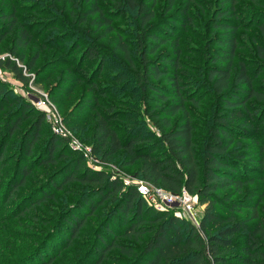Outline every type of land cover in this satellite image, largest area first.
<instances>
[{
  "label": "trees",
  "instance_id": "1",
  "mask_svg": "<svg viewBox=\"0 0 264 264\" xmlns=\"http://www.w3.org/2000/svg\"><path fill=\"white\" fill-rule=\"evenodd\" d=\"M33 1L42 4L40 13L31 6L20 7L24 8L21 12L29 9L32 16H43L44 21L19 18L12 0L0 10V70L29 89L27 74L40 54L35 52L26 62L24 53L34 37L49 34L41 48L52 50L53 44L71 62L68 66L63 59L53 62L48 72L36 74L33 84L66 66L71 79L65 81L70 84L63 87L62 83L49 94L51 100L68 97L76 84L85 85L90 95L76 115L67 116L65 125L90 146L100 162L110 163L121 155V168L137 164L135 179L175 195L185 191L204 210L198 226L174 210H156L136 186L124 185L107 164L97 169L87 165L81 153L51 132L43 112L32 101L13 95L0 81V113L8 112L0 125V173L8 160L14 162L0 208L12 201L39 169L48 170L46 181L18 201L17 209L23 208L13 219L55 201L60 192L71 198L70 207L58 214L48 213L51 219L31 216L42 227L28 225L35 233L25 237L32 243L23 261L40 257L57 243L54 255L38 263L52 264L60 250L74 248L82 239L80 244L88 249L78 264L119 261L112 256L114 252L124 258V264H264V217L258 210L264 190H252L231 201L244 187L264 182V9L240 13L243 2L261 5L256 0H220L215 14L207 19L216 49L203 51L201 64L191 68L181 62L179 46L180 34L193 24L190 5L173 11L176 0H166L157 19V0H112L111 7L98 0ZM123 18H129L126 23L136 33L135 43L125 41L117 32L115 24ZM93 27L115 35V50L129 73H105L112 67L107 54L89 39ZM251 30L261 44L256 43L257 37L250 38ZM242 33L249 34L253 47H244ZM7 39L10 48L4 49ZM165 46L171 51L160 52ZM243 50L249 52L247 57L240 56ZM103 80L106 83H99ZM120 84L126 85L119 90ZM126 91L135 100L121 102L118 95ZM208 98L212 107L205 120L206 136L197 143L196 112ZM100 100H109L111 105ZM141 101L147 105L140 112ZM89 114L94 118L92 133L84 139L81 122ZM44 125L49 134L40 142ZM251 146L256 150L253 157L246 155ZM71 184L75 189H68ZM242 211L250 215L236 216ZM97 218L96 226L82 236L91 225L88 220ZM45 227L49 229H42Z\"/></svg>",
  "mask_w": 264,
  "mask_h": 264
},
{
  "label": "rangeland",
  "instance_id": "2",
  "mask_svg": "<svg viewBox=\"0 0 264 264\" xmlns=\"http://www.w3.org/2000/svg\"><path fill=\"white\" fill-rule=\"evenodd\" d=\"M77 1H82V0H77ZM98 1L100 2L102 6H106V7L113 6L111 2L112 0H98ZM191 1H193L196 4L191 3ZM256 1L261 6L256 7V6H253L249 2H243L245 6L244 5L241 6L242 10H240V13H246L245 11H248V9L249 10L251 9L259 10V11L260 9H264V0H256ZM7 3H8V0H0V10H3ZM12 3L16 4V6L18 7L19 18H23V19L27 18V19H30L31 21H44L46 19L43 16H38V15L32 16L29 13L30 6L32 7V9H35L37 13H40V10H41L40 7L42 5L41 3L38 6L33 0H12ZM220 3H221L220 0H176L174 2L173 11L177 10L179 6L190 5L189 15L193 20L192 21L193 24L189 25L186 28V30L180 34L179 46L181 50V62L183 63L185 67L195 68L196 65L201 64L199 61L202 60L203 51L208 53L209 49H216V46L213 44L211 40L214 33L211 32L207 19H210L211 15L214 13L213 12L214 8L217 9L218 4ZM61 5L57 7L61 9ZM22 6L29 8V9H27L26 12L23 13L21 12V9H24V8L20 9V7ZM165 6H166V0H157V5L155 9L157 19H159L161 14L164 12ZM126 16L130 17L128 14ZM57 19H61V18L57 17ZM127 20L129 21V18ZM127 20L123 18L121 19V21L115 24L117 27V32L119 31V33L124 37L125 41L135 43L136 39L134 35H136V33L133 32L131 28H129L128 24L126 23L128 22ZM206 20H207V24H206ZM95 29H96L95 27L91 28L90 31H92L94 34L91 35L89 39L91 41H94L96 45H98L104 51V53L107 54L108 59L110 61V65L112 67L110 68V70L109 69L106 70L105 73L108 75L109 73H117L118 71H122V70H125L126 72L128 71L129 73V69L127 65L124 63L120 53L115 50V35L114 34H109V35L104 34V29H101L99 31ZM82 31L87 32L88 29H82ZM241 35H242V43L244 47H247V46H249V48L253 47L250 41L251 37L254 39L255 37H257L258 42L256 41L255 42L258 44H261V41L259 40L255 30H251L250 38H249L248 33H242ZM48 37H49V34H45L39 37L37 36V38L34 37L33 41L31 42V45L28 47V49L24 53L26 62L34 55L35 52L38 51L40 54V59L36 62L34 69L32 70L31 73L27 74V77L31 80V85L29 86V89L26 87H23V85L20 82L16 81L11 74L5 71H2V70H0V81L6 84L12 90L13 95L15 94V95H20L22 97H26L30 101L32 100L35 101L34 97L38 98L39 96L46 95L48 101L54 107V109L56 110V113L59 115V117L64 122V120L67 118L68 115H76L78 113V111L81 109L82 103L85 106L86 105L85 103L89 102L90 95L88 94V90L85 85L76 84L74 85L72 92L68 97H62L55 101L51 100V98L49 97V94L53 95V91H55L59 86H61L62 83H64L63 87H68L70 84V82L65 81L66 77L71 79L70 75H67V72L65 70L66 66H62L54 70V72L48 75L46 80H44L43 82L37 85L33 84V81L36 78V74L38 72L39 73L48 72L53 62L62 61L61 59H63V61H65L67 66L71 62L70 57L67 58L63 56V53L61 54L60 51L57 50L56 46L53 44H50L53 47L52 50H48V49L43 50L41 48L43 41L47 39ZM10 43H11V40L7 39L3 44V48L4 49L10 48ZM205 46H207V48H205ZM164 51L170 52L171 50L168 46H165L161 48L160 52H164ZM248 54L249 52L245 50L240 52V56L242 57H247ZM72 66L74 67V64H72ZM89 66H93V64H90ZM117 68H120V70ZM122 72L120 75H123ZM104 81L105 80H103L102 82L100 81L99 83H106ZM124 85L126 84H120L119 90H121ZM148 94L150 95V93ZM28 95H30L31 97L29 98ZM118 97L122 99L121 102L129 98L135 100L133 97H131L129 91L119 93ZM100 101L101 103H104L105 105H111L110 104L111 102L109 100H100ZM146 105H147L146 103L144 105L143 101L139 103L140 112L143 110L144 107H146ZM113 106L117 107V104ZM211 107H212L211 98H208V99H205V101L203 102L201 110L196 112V115L199 117L198 120L195 122L196 129H197L195 133V138H196L197 143H201V141L204 140V137L206 136L205 127L207 125H206L205 120L207 116L209 115L208 110ZM7 114H8L7 110H4L3 112L0 113V125L4 124ZM93 120H94L93 114H89L81 122L83 124L82 125L83 127L82 136L84 139L86 137H89L92 133V125L94 123ZM148 122L149 120L146 119V123ZM29 123L30 122L28 121L22 124L21 132L15 135V137L13 138V143L15 142L16 138H19L21 136V133L24 131L26 127H28ZM45 123L48 124L47 125L48 127H50L46 118H45ZM47 126L46 125L43 126L44 134L42 135V137L43 136L44 137L43 138L41 137L40 142H42V139H44L49 134ZM73 135L75 138H77L76 137L77 134H73ZM77 139L79 140V138ZM81 143L84 146L90 148V146L87 145L86 143L85 144L84 142H81ZM246 145H250L249 142H246ZM36 147L38 149L39 144ZM254 151H256L255 147L251 146L250 150L246 152V155H249V157H253ZM9 154H11V150H8L7 155ZM91 156H92V162H85L87 165L96 166L100 168V167H103V164L104 165L107 164L108 168L111 171L119 174L120 176L125 175V177L135 179L133 175H134L135 169L137 168V164L132 167L121 168L119 165L121 155L114 157L110 161V163H106V164L100 162L99 159H97L95 156L93 155ZM13 171H14V162L8 160L7 165L2 167L1 173H0V197L1 198L3 197L5 183L11 177ZM47 171L48 170H43V169L34 171L33 172L34 178H31V179L28 178L29 180L26 183V185L18 189L12 201H10L7 205H4L2 209L0 208V264H10L13 262H18L20 260L23 261L25 257L27 256V251L29 250L28 245H31L32 240L27 241L25 239L26 235H31L35 233V231H33L34 229H32L31 226H35L36 229L37 228L40 229L42 227L40 222H36L32 220L31 216L35 215L38 218H40L39 220H43L47 218L51 219L50 218L51 214H56V213L58 214L64 209H66L67 207L71 206V204H69V202L71 201V198L69 197V193L63 194L60 192L56 195L55 201H48L47 203L43 205L42 208L36 207L34 208L33 211L30 210V212L26 213V216H21L20 219H17V220H15L16 218L13 219V215L22 211V208H23V206H20V208L17 209L18 201L23 196L28 195L32 190L39 187L40 184L46 181V177L44 175L45 173H48ZM75 187H76L75 184H71L68 187V189L69 190L75 189ZM252 190H255V191L264 190V182H255L252 185H248L244 187L243 193L239 195L234 194L232 196L231 201L241 198L242 196L246 195L249 191H252ZM254 199L256 200V197H254ZM258 201H260L258 205L259 213L262 217H264V196L261 198V200H258ZM189 202L194 208L195 213L200 217L203 213L204 206L199 205L197 199H195L194 197L190 198ZM48 213L50 215H48ZM249 215H250L249 211H242L236 214V216L238 217H247ZM57 216L56 217L52 216V217H55L57 219ZM88 221H91V225L87 227L85 231L84 230L82 231V236L89 233L92 230V228L96 226L99 219L97 218V219H92ZM28 225H31V226H28ZM42 229L46 230L49 228L45 227ZM35 235H38L37 231ZM58 241H60V238H58L57 242ZM80 243H83L82 239L76 242L77 244L76 247L74 248L72 247L67 250L65 249L60 250L59 256H57V258L52 264H78L79 262H83L82 258L83 256H85V253L88 248H84L85 247L83 246L84 244H80ZM56 245L57 243L53 245V248L51 249L49 248L45 250L43 253L40 251L39 254L42 253L40 257L36 256L35 257L36 259L33 258L30 261L29 260L23 261L24 263L22 262L21 264H36V263L38 264L42 260L45 261V259H48V257L54 255L55 251L57 250L55 248ZM88 245L89 243H87V247ZM112 256L115 257L116 259H119V261L105 262L104 264H124V258L121 256L119 257L116 254V252H114Z\"/></svg>",
  "mask_w": 264,
  "mask_h": 264
},
{
  "label": "built area",
  "instance_id": "3",
  "mask_svg": "<svg viewBox=\"0 0 264 264\" xmlns=\"http://www.w3.org/2000/svg\"><path fill=\"white\" fill-rule=\"evenodd\" d=\"M30 98L31 96L28 95ZM32 100L33 105L44 113L47 122L50 125L51 132L66 140L68 146L73 150L81 153L87 162H92L91 148L84 146L77 138L74 137L72 131L65 125L54 107L48 101L46 95L39 96ZM34 101V102H33ZM97 169L96 166H91ZM124 185H134L137 187L140 195L144 200L156 210H174L178 216L185 217L196 226H198L199 216L195 213L194 208L189 202L192 198L185 191L175 195L161 188L153 187L141 180L120 176Z\"/></svg>",
  "mask_w": 264,
  "mask_h": 264
}]
</instances>
